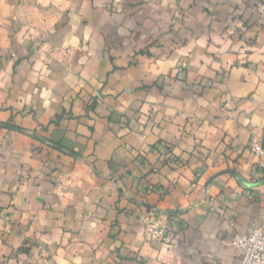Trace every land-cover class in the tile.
Returning a JSON list of instances; mask_svg holds the SVG:
<instances>
[{"label": "crops", "instance_id": "1", "mask_svg": "<svg viewBox=\"0 0 264 264\" xmlns=\"http://www.w3.org/2000/svg\"><path fill=\"white\" fill-rule=\"evenodd\" d=\"M263 221L264 0H0V264H240Z\"/></svg>", "mask_w": 264, "mask_h": 264}, {"label": "built area", "instance_id": "2", "mask_svg": "<svg viewBox=\"0 0 264 264\" xmlns=\"http://www.w3.org/2000/svg\"><path fill=\"white\" fill-rule=\"evenodd\" d=\"M172 231L170 225L157 226L153 220L145 219L146 236L151 240H162ZM233 243L242 251L240 264H264V221L247 234H235Z\"/></svg>", "mask_w": 264, "mask_h": 264}]
</instances>
